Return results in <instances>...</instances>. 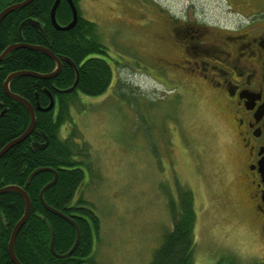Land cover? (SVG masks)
<instances>
[{"label":"rangeland","instance_id":"obj_1","mask_svg":"<svg viewBox=\"0 0 264 264\" xmlns=\"http://www.w3.org/2000/svg\"><path fill=\"white\" fill-rule=\"evenodd\" d=\"M230 2L78 0L80 17L101 33L108 62L116 61L107 90L70 110L77 141L88 145L75 197L99 219L95 264L149 263L172 228L167 202L176 203L177 186L192 195L191 264H264L227 115L167 36L174 20L209 31L228 27L236 20ZM251 2L264 17V0Z\"/></svg>","mask_w":264,"mask_h":264},{"label":"trees","instance_id":"obj_2","mask_svg":"<svg viewBox=\"0 0 264 264\" xmlns=\"http://www.w3.org/2000/svg\"><path fill=\"white\" fill-rule=\"evenodd\" d=\"M23 0H0V10ZM77 10L75 25L65 31L56 30L50 21V10L55 0H33L25 7L9 13L0 22V53L9 45L26 43L43 46L61 60L59 73L50 79L17 76L8 83L11 93L27 100L35 109L48 106L50 96L52 109L46 112L34 110L35 126L31 134L0 157V188L18 186L30 202V212L19 230L13 251L21 264H95L91 258L93 238L99 233V219L89 203L75 197L84 182L88 170L89 152L85 141H77L78 134L72 123L70 110L84 105L81 98L101 96L112 79L111 62H108L107 47L94 22L80 17L78 0H71ZM35 20L40 30L25 21ZM72 19L66 0H59L55 21L60 26ZM69 60L75 69L64 61ZM55 62L42 52L17 48L0 61V149L19 137L28 127L29 114L23 104L12 100L3 90L6 77L14 72L30 71L38 74L51 73ZM76 81V86L69 92ZM83 107V106H82ZM85 110V109H84ZM71 124L66 137L60 130ZM47 146L40 150L33 143ZM36 173L26 184L30 174ZM56 173L53 185L42 193L43 202L71 218L79 231L77 246L71 255L55 257L49 250L51 232L54 236V251L67 253L74 244L75 230L67 221L43 207L40 200L42 188ZM176 203L170 197L167 205L172 219V228L164 234L163 241L147 264H191L193 255V226L195 212L191 192L177 186ZM169 197V196H168ZM178 208V209H177ZM24 213V200L15 191L0 193V264H12L7 247L15 223Z\"/></svg>","mask_w":264,"mask_h":264},{"label":"flooded vegetation","instance_id":"obj_3","mask_svg":"<svg viewBox=\"0 0 264 264\" xmlns=\"http://www.w3.org/2000/svg\"><path fill=\"white\" fill-rule=\"evenodd\" d=\"M227 7L236 20L224 29L174 20L167 36L227 115L237 177L248 187L247 211L264 238V17L251 0H231Z\"/></svg>","mask_w":264,"mask_h":264},{"label":"water","instance_id":"obj_4","mask_svg":"<svg viewBox=\"0 0 264 264\" xmlns=\"http://www.w3.org/2000/svg\"><path fill=\"white\" fill-rule=\"evenodd\" d=\"M32 1L33 0H23L21 2L12 3V4L4 7L3 9L0 10V22L3 20L4 17H6L12 11H14L16 9H20L22 7H25L26 5H28ZM66 1H67L68 5L70 7L71 14H72V19L65 26H60L55 21V10H56V7H57V5L59 3V0H55V2L53 3V5L51 7L49 17H50V21H51L52 26L56 30H60V31L68 30V29L72 28L75 25L76 21H77V10H76L75 5L73 4V2L71 0H66ZM25 22L28 23L29 25L33 26L37 30L41 29L39 23L37 21H35V20L27 19ZM17 48H26V49H29V50H35V51L42 52V53L47 55L49 58H51L55 62L56 67L51 73H48V74H38V73H35V72H30V71L14 72V73L9 74L6 77V79L4 80V82H3L4 93L6 94V96L11 98L12 100L18 101V102H20L21 104H23L25 106V108L27 109V112L29 114V124H28V127L26 128V130L19 137L11 140L4 147H2L0 149V157L4 153H6L9 149H11L13 146H15L16 144H18V143L22 142L23 140H25L31 134V132L34 129V126H35L34 110L41 111V112H46V111H49L50 109H52L53 106H54V101H53L52 97L50 96V102H49L47 107L41 108L38 104H36L35 109H34L33 106L27 100H25L24 98H22V97H20V96H18L16 94H13V93L10 92V90L8 88L9 81L11 79H13L14 77L21 76V75L31 76V77H35V78H38V79H50V78L55 77L59 73V71L61 69V60L59 58H57L47 48H45L43 46L30 45V44L20 43V42L7 46L0 53V61L5 57L6 54H8L10 51H12L14 49H17ZM64 61L67 62L68 64H70L75 69L74 65L69 60L64 59ZM75 72H76V69H75ZM76 76H77V72H76ZM76 81H77V78H76L73 86L71 88L67 89V90H64V91L65 92H69L72 89H74V87L76 86ZM46 146H47V139H45V142L42 143V144H38V143H33L32 144V147H34L36 149H40V150L44 149ZM43 170H45V169H40L39 168V169L34 170L30 174V176L28 177V179L26 181V184H28L30 179L36 173H38L40 171H43ZM55 180H56V173L54 172L53 179L42 188V190L40 192V200H41V203H42L43 207L45 208V210H47L48 212H50V213H52L54 215H57V216L61 217L62 219L67 221L70 225H72V227L75 230V241H74L73 246L71 247V249L67 253L62 254V255L57 254L54 251V236H53V232H51L49 250H50L51 254L54 255L55 257L63 258V257H67V256L71 255L72 252L74 251L75 247L77 246V243H78V240H79V231H78V228H77L75 222L71 218L66 217L61 212L56 211L55 209L49 207L42 200L43 191L46 188H48L51 185H53ZM6 191H15V192L19 193L22 196L23 200H24V213H23L22 217L13 226L11 234H10V237H9V241H8V247H7L8 255H9V258H10L12 264H21L17 260L15 254H14L13 246H14V242H15V239H16V236H17L19 230L21 229V227L23 226V224L25 223L26 219L29 216L30 202H29V199H28V196H27L26 192L22 188H20L18 186L10 185V186H5L3 188H0V193L6 192Z\"/></svg>","mask_w":264,"mask_h":264}]
</instances>
